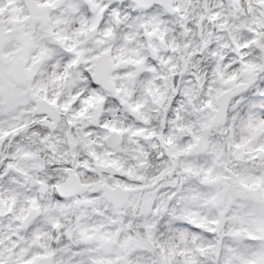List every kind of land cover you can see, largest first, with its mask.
Returning a JSON list of instances; mask_svg holds the SVG:
<instances>
[{
    "label": "snow or ice",
    "instance_id": "6c2138e0",
    "mask_svg": "<svg viewBox=\"0 0 264 264\" xmlns=\"http://www.w3.org/2000/svg\"><path fill=\"white\" fill-rule=\"evenodd\" d=\"M0 264H264V0H0Z\"/></svg>",
    "mask_w": 264,
    "mask_h": 264
}]
</instances>
